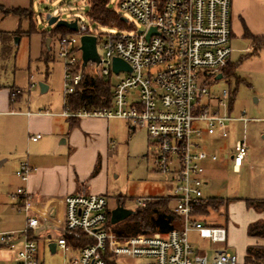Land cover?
Wrapping results in <instances>:
<instances>
[{
  "label": "built area",
  "instance_id": "2783aa9c",
  "mask_svg": "<svg viewBox=\"0 0 264 264\" xmlns=\"http://www.w3.org/2000/svg\"><path fill=\"white\" fill-rule=\"evenodd\" d=\"M119 8L143 30L125 20L127 31L101 34L97 28L78 22L75 34L57 40L65 97L77 91L90 67L88 75L92 78L118 79L112 84L109 107L77 112L66 108L62 116L118 119L129 122L135 130L144 129L149 144L155 147L157 171L170 176L172 211L178 225L166 235L119 239L109 225L115 208L110 209L107 196H68L56 251L67 257L65 264H120L122 258L143 260V264H244L225 248L211 249L210 255L205 249H196L189 239L194 233L214 245L227 243L224 227L207 226L199 220L207 202L205 164L218 161L217 155L203 149L200 140L204 136L226 138L229 123L248 122L244 113L238 118L220 114L229 99L228 91L218 97L211 93L217 77L224 78L231 63L232 0H120ZM152 29L156 33L148 38ZM86 35L97 38L100 63L90 62L83 69L80 47ZM115 58L126 62L131 73H114ZM40 138L36 135L31 140ZM249 151L246 140L236 142L231 157L235 171L243 167ZM33 171L23 163L17 176L26 182ZM12 198L18 202L19 211H26L32 199L23 188ZM139 204L145 207L146 201ZM40 230V220L27 215L22 235L0 232V247L14 255L2 264H44L38 242Z\"/></svg>",
  "mask_w": 264,
  "mask_h": 264
},
{
  "label": "rangeland",
  "instance_id": "374dc122",
  "mask_svg": "<svg viewBox=\"0 0 264 264\" xmlns=\"http://www.w3.org/2000/svg\"><path fill=\"white\" fill-rule=\"evenodd\" d=\"M18 9V17L10 12H0V29L15 34L10 49L12 57L5 64L1 73V84L16 86L23 94V103H28L30 111H49L61 113L64 110V66L57 54V40L61 35L53 34L55 25H49V19L58 21L79 22L98 28L101 34L127 31L128 27H104L92 24L87 19L89 0H12ZM120 0H109L107 8L134 23L136 29L143 30L130 15L119 8ZM127 28V29H126ZM50 42L47 44V40ZM17 42V43H16ZM233 54L231 64L236 66L235 75L216 81L211 87V93L218 97L223 91H228L233 97L231 110L229 99L225 107H221L220 114L234 118L244 113L248 122H232L228 126V136L223 139L205 136L200 143L207 152L215 153L216 163H207V181L209 185L204 189L205 197L218 198L226 201L219 209H205L199 220L207 226H221L227 231V243L214 245L202 241L197 234L191 233L189 239L197 249H205L212 255L211 249L225 248L238 256L243 263L246 250L250 246L259 244L264 247V240L248 236L250 224L264 220V212L255 208H248L246 200H264V46L254 51L251 43L245 39L232 41ZM100 49V54H101ZM92 68V67H90ZM90 68L85 74L90 73ZM123 77V76H122ZM112 78V84L117 83ZM238 81H241L238 83ZM40 84L50 87L46 93H41ZM19 91V89L14 90ZM18 94V93H17ZM17 96H20L18 94ZM130 123L122 120H111L110 136L116 149L110 157L105 158L103 169L99 167L92 171L86 181L88 193L93 194L91 181L96 180V187L101 188L102 195L107 196L110 209L121 206L134 214L143 201L155 202L160 197L171 195L170 176L157 171L154 164L155 147L149 144L144 129L133 132ZM246 140L250 146L249 156L243 168L236 172L232 166L231 157L235 152L238 141ZM27 157L30 151L24 144L19 152ZM228 156V160L225 157ZM5 160H7L5 162ZM23 164V163H22ZM21 166L20 160L5 155L0 159V232L21 233L26 227V213L18 210L17 202L12 196L22 188L23 182L17 172ZM45 215L47 223L41 221V230H51L52 240L55 242L58 229L63 224L57 220L56 210L49 209ZM124 221L111 225L115 231ZM47 235V234H45ZM47 238L39 241L40 257L45 264H65L67 257L58 251L51 255ZM12 255L7 249L0 247V263L10 260ZM143 260L120 259V264H143Z\"/></svg>",
  "mask_w": 264,
  "mask_h": 264
},
{
  "label": "crops",
  "instance_id": "0c3cea01",
  "mask_svg": "<svg viewBox=\"0 0 264 264\" xmlns=\"http://www.w3.org/2000/svg\"><path fill=\"white\" fill-rule=\"evenodd\" d=\"M18 9L26 8L15 6L12 0H0V12L8 13ZM231 25L232 41L245 39V30L255 37H264V0H232ZM2 33L12 32L0 29V47ZM13 39L14 37L11 39L9 47L12 46ZM10 50L11 55L6 62L3 61L0 52V77L5 64L13 55V49ZM42 85H44V91L40 88L41 93H46L50 87L45 84ZM12 89H19L13 96V100L10 98ZM20 90L14 85L1 84L0 78V159L5 155L10 157L14 153V157L19 159L21 164L27 163L34 169L26 182L20 179L23 182L22 188L32 198L27 205V210H24L26 216H34L40 220V223L42 221L46 224L48 220L44 217H46L45 215H47L49 209H52L57 211V220L63 224L66 197L102 195V189L99 186L96 187V180L90 182V185L94 188V193H88L86 181L96 168L99 167L100 171L103 169L106 156L110 157L116 149V145L110 136V122L118 119L63 117L62 113L66 110L65 95L64 110L61 113L30 111L28 103L26 105L23 103L24 92L21 93ZM17 93L20 96H17ZM130 127L133 132L136 131L131 124ZM36 135H41V138L34 142L31 138ZM24 144L27 145V150L30 151L27 157L19 154ZM207 163L213 164L216 162ZM207 175L206 169L204 189H207L209 185ZM205 198L207 201L212 199L210 197ZM12 200L17 202L13 198ZM15 206L18 207V205ZM50 231V229L40 230L38 242L41 238H47L49 240L48 250L51 255H55L57 251L52 254L49 245L51 243L56 244L60 233L57 232V240L54 242L52 235L49 234ZM197 249L202 250L201 248ZM7 252L12 255L9 260L11 261L14 255L8 250ZM6 261L8 260L3 262ZM42 261L44 262V259ZM243 263H245V259Z\"/></svg>",
  "mask_w": 264,
  "mask_h": 264
},
{
  "label": "trees",
  "instance_id": "16d2710c",
  "mask_svg": "<svg viewBox=\"0 0 264 264\" xmlns=\"http://www.w3.org/2000/svg\"><path fill=\"white\" fill-rule=\"evenodd\" d=\"M109 0H89V9L87 11V19L92 24L104 27L125 28L126 21L115 12L110 11L108 6ZM10 13L21 17L18 10H12ZM98 29V28H97ZM53 34L61 36H70L75 34L66 27H55ZM15 36L13 33H2L0 52L4 62L11 55L9 43ZM244 38L251 43L254 51L264 46V37H255L245 30ZM236 66L229 64L224 71V78H231L235 75ZM241 81H238L240 83ZM15 91L12 89L10 98L13 100ZM233 96L229 94V109L233 104ZM112 102V82L110 78H92L89 75L83 78L82 84L77 91L66 97L65 107L71 112H77L84 108H106ZM248 208H255L264 212V200H246ZM123 204V203H122ZM226 204L223 199L212 198L206 202L202 209H219ZM124 205V204H123ZM174 200L171 196L160 197L155 202L146 201L145 207L138 208L135 213L126 219L120 227L115 229V233L119 239H128L139 235L152 236L155 234L166 235L174 230L177 225V219L172 211ZM109 225L111 222L109 221ZM248 236L259 240H264V220L256 221L249 225L247 230ZM83 245V242H78ZM244 264H264V247L260 245L250 246L246 250Z\"/></svg>",
  "mask_w": 264,
  "mask_h": 264
},
{
  "label": "water",
  "instance_id": "95a60500",
  "mask_svg": "<svg viewBox=\"0 0 264 264\" xmlns=\"http://www.w3.org/2000/svg\"><path fill=\"white\" fill-rule=\"evenodd\" d=\"M125 20V19H123ZM49 25L53 26L56 25V27H66L70 29L73 32L78 31V22H67V21H58L57 19H49ZM156 33L155 29H152L148 38L152 36L153 34ZM50 40H47V43H49ZM80 50L82 52V68L84 69L90 62L99 64L100 63V58L98 55V50H97V38L94 36H83L81 38V47ZM121 71H126L131 73V68L130 66L124 62L121 59L115 58L113 60V72L118 74ZM223 75H219L217 77V80H222ZM40 88L42 91H44V85L40 84ZM133 214L130 213L128 210H126L123 206L116 207L111 213V224L116 225L122 221H125L128 219L130 216ZM49 248L51 250L52 254L56 253V244L51 243L49 245Z\"/></svg>",
  "mask_w": 264,
  "mask_h": 264
},
{
  "label": "flooded vegetation",
  "instance_id": "af4514ba",
  "mask_svg": "<svg viewBox=\"0 0 264 264\" xmlns=\"http://www.w3.org/2000/svg\"><path fill=\"white\" fill-rule=\"evenodd\" d=\"M118 203H119V204H121V206H123V204H122V203H120L119 201H118Z\"/></svg>",
  "mask_w": 264,
  "mask_h": 264
}]
</instances>
